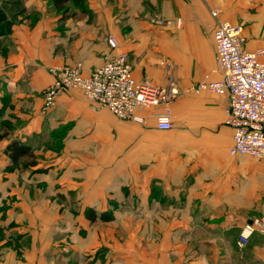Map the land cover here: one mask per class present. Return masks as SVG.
<instances>
[{"label": "crops", "instance_id": "obj_1", "mask_svg": "<svg viewBox=\"0 0 264 264\" xmlns=\"http://www.w3.org/2000/svg\"><path fill=\"white\" fill-rule=\"evenodd\" d=\"M87 3L65 17L26 0L30 12L0 28V264H264L263 234L238 244L264 215V158L231 154L227 94L196 92L222 79L220 22L264 63V0ZM121 53L137 82L178 92L171 130L81 89L46 107L53 69L89 77ZM14 141L30 153L14 160Z\"/></svg>", "mask_w": 264, "mask_h": 264}, {"label": "built area", "instance_id": "obj_2", "mask_svg": "<svg viewBox=\"0 0 264 264\" xmlns=\"http://www.w3.org/2000/svg\"><path fill=\"white\" fill-rule=\"evenodd\" d=\"M217 14L213 13L214 16ZM241 31L240 26L229 22L217 24L214 32L216 60L223 76L219 81H202L196 92L207 90L229 96L226 124L234 131L230 152L259 160L264 158V63L259 59L262 52L252 53L243 48ZM109 44L117 47L112 37ZM52 72L55 82L45 92L46 107L54 105L60 94L81 89L121 119L144 123L145 119L138 111L151 109L150 116L159 130L173 128L172 106L178 92L173 88L137 82L124 53L111 57L89 77L82 75L81 64ZM255 233L264 235V215L243 227L238 244L245 246Z\"/></svg>", "mask_w": 264, "mask_h": 264}, {"label": "trees", "instance_id": "obj_3", "mask_svg": "<svg viewBox=\"0 0 264 264\" xmlns=\"http://www.w3.org/2000/svg\"><path fill=\"white\" fill-rule=\"evenodd\" d=\"M50 5H52L55 10L59 13H62L65 17H67L72 12L75 11L87 12V0H49ZM75 8V9H74ZM5 17V10L0 6V25L8 26V31H10V26L17 22V18L14 15L7 17V21L1 22V20ZM0 26V28L2 27ZM9 151L14 160L22 155L29 154L31 149L28 146L22 145L18 141H14L12 145L9 147Z\"/></svg>", "mask_w": 264, "mask_h": 264}, {"label": "rangeland", "instance_id": "obj_4", "mask_svg": "<svg viewBox=\"0 0 264 264\" xmlns=\"http://www.w3.org/2000/svg\"><path fill=\"white\" fill-rule=\"evenodd\" d=\"M25 2L26 0H0V6L5 10V17L1 20V22L6 21V18L10 17L11 15H14L15 18H17L30 12L28 9H26Z\"/></svg>", "mask_w": 264, "mask_h": 264}]
</instances>
